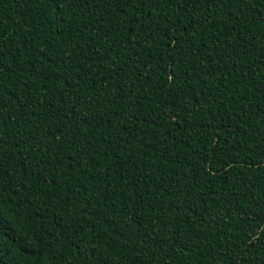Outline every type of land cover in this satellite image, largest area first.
Returning <instances> with one entry per match:
<instances>
[{"label":"trees","instance_id":"1","mask_svg":"<svg viewBox=\"0 0 264 264\" xmlns=\"http://www.w3.org/2000/svg\"><path fill=\"white\" fill-rule=\"evenodd\" d=\"M0 264H264V0H0Z\"/></svg>","mask_w":264,"mask_h":264}]
</instances>
